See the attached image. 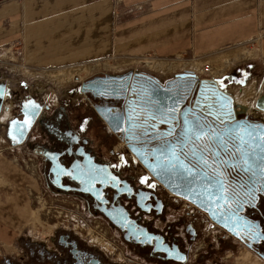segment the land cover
Listing matches in <instances>:
<instances>
[{"label": "flooded vegetation", "instance_id": "flooded-vegetation-1", "mask_svg": "<svg viewBox=\"0 0 264 264\" xmlns=\"http://www.w3.org/2000/svg\"><path fill=\"white\" fill-rule=\"evenodd\" d=\"M257 63L233 67L218 84L255 78ZM182 70L137 64L77 76L68 105L67 97L51 103L42 83L0 79L4 141L35 157L52 194L105 227L95 224L102 244L75 226L58 229L53 247L18 238L22 257L0 264H223L217 254L233 238L264 256V111L246 107L233 87L232 116ZM213 226L224 233L200 249L197 238Z\"/></svg>", "mask_w": 264, "mask_h": 264}, {"label": "crops", "instance_id": "crops-1", "mask_svg": "<svg viewBox=\"0 0 264 264\" xmlns=\"http://www.w3.org/2000/svg\"><path fill=\"white\" fill-rule=\"evenodd\" d=\"M16 45L22 64L38 71L103 56H151L166 62L188 58L217 64L242 48L254 49L253 55L233 59L219 74L202 75L200 66L193 69L199 77L219 81L247 61L264 64V0H4L0 4L1 55ZM236 85L241 83L229 81L221 86L232 93L231 86ZM0 151L14 152L2 139ZM0 168L18 173L7 176L18 184L17 189L10 195L0 193L3 256L26 215L25 191L20 187L26 179L10 160H1ZM231 251L226 255L229 264H264V257L243 245Z\"/></svg>", "mask_w": 264, "mask_h": 264}, {"label": "rangeland", "instance_id": "rangeland-1", "mask_svg": "<svg viewBox=\"0 0 264 264\" xmlns=\"http://www.w3.org/2000/svg\"><path fill=\"white\" fill-rule=\"evenodd\" d=\"M3 1L4 0H0V4ZM245 48L251 50V52L246 53L245 56L254 54L253 48ZM18 49L19 46L16 45L14 46V49H12L11 47L5 52V54L1 55L2 51L0 48V79L6 80L11 85H15L17 83L19 84L21 81H27L30 84H35V82L42 83V93L46 98L49 99L51 103L60 104L61 101H63V99L67 97L69 100L67 101V98L66 100H64L66 105L73 102L74 100H77V95H71L69 91L70 86H67V84L77 76L84 78L87 75L98 70L109 68L121 69L128 66H135L137 64L147 65L149 67L162 71L178 70L183 68H190L193 70L196 64L201 63V65H199L200 68L204 64H207L209 66L208 71L201 72L202 75L208 76L209 74H219L223 72L227 65L233 59H235H230L228 63H224L222 65L219 63H217V65H213L210 60H202V62H200L196 61L197 59L194 60L188 58H183L182 60H167L168 62H166L158 61V59H154L151 56H144L141 58L103 56L95 60L87 62L85 61V63L82 62L80 64L72 65L69 67L48 68L38 71L27 68L22 64V61L19 58ZM240 56L242 55L239 54L236 58ZM257 65L258 68L255 80L253 79V77L249 79L246 77V79H244L245 81L241 83L240 86L236 85L235 89L233 88V86H231L232 90L234 89V91L236 90L237 92H239V90H241L238 98L241 101L246 98V102H248V105L246 107L252 106L256 94L259 91L264 90V64L257 63ZM65 71L72 72V75L71 77L67 78L62 76L61 78L62 80H64L62 83L56 77L53 78L52 76L53 74H59L62 72L64 73ZM243 89H247V94H245V90ZM231 94L233 95V91ZM0 139L4 140L1 136V132ZM25 147L28 149L32 148L31 144H25ZM22 150H19L21 151L20 153L23 152ZM20 153L14 151L13 154H7L6 152L0 151V161L10 160V162L16 165V167L22 174H25L26 179L25 183H20V187H22L25 191L26 215L23 218V223L20 224V227L16 234L17 236H14L13 241L7 248H5L6 253L2 255H18V257H22L23 248L18 245L17 237H19L20 239L23 238L24 240L32 239L39 243H44L48 247H53L56 231L58 229H61L62 227H71L75 229V226L78 231L77 233L81 237L88 238L92 242H96L95 240L100 242L101 238H103L104 231L100 230V227L96 228L95 224L100 223V225L104 227L101 219L97 217H90L78 212L75 209L76 206L72 204L71 198L67 196H56L55 194H52L47 188L46 184L43 183L40 178L41 174L39 172V166L34 159L35 157H33V155H30L31 159H29L27 156H23ZM12 157L17 162H15L14 160L12 161ZM10 175H15V177H17L18 173L11 172L9 174L6 168H0V193L10 195L11 191L17 189L16 185L18 184L14 183L11 178H7V176ZM92 219H96V221H92ZM103 229H105V227ZM223 233V230L218 226L206 227L201 231V234L197 238L196 243L201 245L200 249H203L204 244L208 242L216 245L219 241V236H221ZM108 235H110L109 232ZM108 235L104 237L106 239H109ZM232 240L233 243L231 244V247H229L230 249H232L233 247L232 251L230 249H225L222 252L219 251V253L217 254V258H219L220 260L222 258L223 264H229V258L226 255L230 254V251L231 253L234 252L235 250H237V247L239 248L241 247V245L252 249L254 252L256 251L255 249H253V247L248 246L244 242H240L234 238ZM255 253L259 254L257 251Z\"/></svg>", "mask_w": 264, "mask_h": 264}, {"label": "water", "instance_id": "water-1", "mask_svg": "<svg viewBox=\"0 0 264 264\" xmlns=\"http://www.w3.org/2000/svg\"><path fill=\"white\" fill-rule=\"evenodd\" d=\"M186 73L196 78L197 93H199L201 97L209 98L211 102H213L217 107L225 108L226 113L234 116L233 95L229 91H227V89L222 88V86L218 84L217 79H214L213 77H199L192 69L183 68L182 74ZM4 89L5 83L0 81V98L3 97ZM153 98L155 100L158 99V97H156L155 95H153ZM253 106L259 110L264 111V90H261L256 94L253 100ZM216 206L218 207L219 203H216ZM208 215L218 225L226 227V225L210 211H208ZM260 256L263 255L260 254Z\"/></svg>", "mask_w": 264, "mask_h": 264}, {"label": "bare ground", "instance_id": "bare-ground-1", "mask_svg": "<svg viewBox=\"0 0 264 264\" xmlns=\"http://www.w3.org/2000/svg\"><path fill=\"white\" fill-rule=\"evenodd\" d=\"M251 52V50H248L247 48H242L241 50H238L237 52H234V53H232V54H230V56H224V57H222L220 60H219V64H224V63H228L229 61H230V59H233V58H236L239 54H241L243 57L245 56V54L246 53H250ZM211 63H213V62H211ZM210 63V64H211ZM174 64H176V63H174ZM174 64H171V65H174ZM199 64L200 63H198V64H196L195 65V67L193 68V69H198V66H199ZM201 65V64H200ZM212 65V64H211ZM213 65H217L216 63H213ZM71 75H72V72H62V73H56V74H53L52 76H53V78L54 77H56L61 83L64 81V80H62V76L63 77H65V78H67V77H71ZM239 90V89H238ZM243 90H245V94H247L246 93V90L247 89H243ZM235 92L237 93V98H238V96H239V93H241V90H239V92H237L236 90H235ZM239 99V98H238ZM102 238H101V241L100 242H98L97 240H95L97 243H99V244H102Z\"/></svg>", "mask_w": 264, "mask_h": 264}, {"label": "built area", "instance_id": "built-area-1", "mask_svg": "<svg viewBox=\"0 0 264 264\" xmlns=\"http://www.w3.org/2000/svg\"><path fill=\"white\" fill-rule=\"evenodd\" d=\"M199 70H200V72L208 71L209 66L207 64H204V65H202V67ZM194 72L199 76V73H197L198 72L197 70H194Z\"/></svg>", "mask_w": 264, "mask_h": 264}]
</instances>
